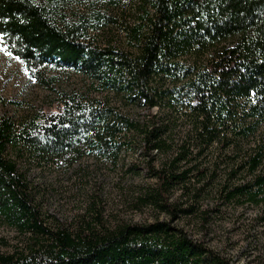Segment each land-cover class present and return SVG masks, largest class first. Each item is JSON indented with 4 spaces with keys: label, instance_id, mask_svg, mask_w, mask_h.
Returning <instances> with one entry per match:
<instances>
[{
    "label": "trees",
    "instance_id": "1",
    "mask_svg": "<svg viewBox=\"0 0 264 264\" xmlns=\"http://www.w3.org/2000/svg\"><path fill=\"white\" fill-rule=\"evenodd\" d=\"M118 6L116 20L110 9ZM118 22L124 40L103 41L102 31ZM0 38V49L42 87L55 81L48 70L68 69L99 94L149 111L139 122L107 98L59 93L39 113L0 118V221L30 236L21 251L0 253V264H222L166 222L106 226L95 211V226L53 229L7 152L15 148L22 163L42 168L87 155L116 165L136 142L146 156L173 150L169 164L147 163L156 186L141 201L192 214L193 206L170 202L174 190H191L190 169L180 164L209 151L238 153L264 122V0H0ZM177 125L183 131L173 138ZM243 169L253 180L226 199L264 202V148L233 173Z\"/></svg>",
    "mask_w": 264,
    "mask_h": 264
},
{
    "label": "rangeland",
    "instance_id": "2",
    "mask_svg": "<svg viewBox=\"0 0 264 264\" xmlns=\"http://www.w3.org/2000/svg\"><path fill=\"white\" fill-rule=\"evenodd\" d=\"M122 8L110 9V15L119 20ZM120 25L121 22L109 25L99 37L110 43L123 41L125 34ZM47 74L55 78L50 88L38 85L27 76L21 62L0 51V97L6 100L0 105V118L20 120L39 113L58 100L59 93H83L90 99L107 98L112 106L134 120L141 122L149 117V111L140 103L127 106L115 95L99 94L88 79L71 70L50 69ZM153 113L160 118L165 116L158 109ZM182 131L179 125L174 127L173 138ZM263 148L264 122L252 137L239 142L238 153L209 151L195 160L191 156L186 168L180 164V169H190L191 190L187 196H183L182 190H174L170 202L181 204L185 209L193 206V210L192 214L175 210L171 215L141 199L145 191L156 186V180L145 169L147 163L161 168L174 158L173 150L146 156L142 144L136 142L132 151L121 156L116 165L87 155L71 165L56 161L42 168L22 163L15 148H9L7 154L26 173L41 212L53 229L75 230L81 222L95 226V211H99L106 226L118 222L142 225L166 222L206 251L208 259L214 256L222 264H264V202L248 201L238 195L234 200L226 199L231 189L253 180L246 169L233 172L247 155ZM199 172L202 174L197 175ZM29 237L0 221L1 254L21 251Z\"/></svg>",
    "mask_w": 264,
    "mask_h": 264
},
{
    "label": "snow or ice",
    "instance_id": "3",
    "mask_svg": "<svg viewBox=\"0 0 264 264\" xmlns=\"http://www.w3.org/2000/svg\"><path fill=\"white\" fill-rule=\"evenodd\" d=\"M0 39H2V38H0ZM0 51H6V50L5 49H0ZM6 54L9 55V56L11 55V53H7V52H6Z\"/></svg>",
    "mask_w": 264,
    "mask_h": 264
}]
</instances>
